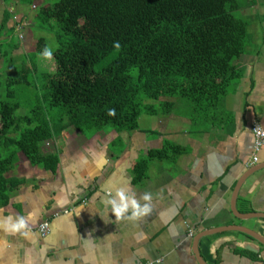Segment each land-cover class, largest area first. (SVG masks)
Listing matches in <instances>:
<instances>
[{"label":"crops","instance_id":"obj_1","mask_svg":"<svg viewBox=\"0 0 264 264\" xmlns=\"http://www.w3.org/2000/svg\"><path fill=\"white\" fill-rule=\"evenodd\" d=\"M237 64L243 76L198 127L174 113L154 136L69 127L45 144L59 153L56 173L21 156L13 173L27 182L0 207V264H264V243L236 229L264 239V217L253 216L264 214V145L252 160L253 125L264 127V40ZM117 140L126 146L115 152Z\"/></svg>","mask_w":264,"mask_h":264},{"label":"trees","instance_id":"obj_2","mask_svg":"<svg viewBox=\"0 0 264 264\" xmlns=\"http://www.w3.org/2000/svg\"><path fill=\"white\" fill-rule=\"evenodd\" d=\"M1 1L0 207L27 182L13 173L21 156L56 173L59 153L45 144L69 127L133 131L142 113L174 108L193 123L217 115L243 76L237 59L257 38L244 11L259 5L264 22V0H58L30 19V27L56 32L57 48L34 35L36 50L17 53L26 16L10 7L33 0ZM39 55L54 67L40 68ZM147 163L138 162L140 176Z\"/></svg>","mask_w":264,"mask_h":264},{"label":"rangeland","instance_id":"obj_3","mask_svg":"<svg viewBox=\"0 0 264 264\" xmlns=\"http://www.w3.org/2000/svg\"><path fill=\"white\" fill-rule=\"evenodd\" d=\"M56 1L58 0H33L32 4H29V3H24L22 5L15 4V3L11 4V7H10L11 11L16 13L17 15L25 13L24 15L26 16V18L22 20L21 24L17 26L18 31L15 32V38L17 39V37H20V39L22 40L20 49L17 51V53H21V52L28 53V52H32L36 50V45H37L36 39L37 38L34 35L45 36V38L47 39L48 48L51 49L52 51L57 48L58 41H57L55 31L49 32V31H46L45 29L35 28L33 26L30 27V23H31L30 19L34 17V15L39 11L40 8L45 5H50V4L52 5ZM4 4L5 2L2 3V1L0 0V18L2 17V10H3V7L5 6ZM261 9L262 8L259 5H255L244 11L245 15H249L251 17L250 19L251 26L249 30L255 37H257L256 39L258 40H264V22L262 23L261 21L262 17H259L258 15L255 14L257 13V11H260ZM42 56L43 55H39V58H42L44 61L40 60L39 61L40 66L39 65L38 66L40 68L46 67V68L52 69L54 67V63L52 59L49 56H43V57ZM148 102H151V101H148ZM29 109H30V106L27 105V101H24V106L21 107L22 113L28 112ZM174 112H175L174 114H176L177 117L179 116L183 117L182 115H180V110L178 108H174ZM183 113H185V111H183ZM166 115L164 114L154 115V114H149V113L144 112L141 114L140 119H139L140 126L143 129H146V128L152 129L154 131V134H153L154 136L155 134H157V131H156L157 129L161 130V121H162V118L167 117ZM183 120H184L183 124L188 125V127L190 126L189 124H191L192 126L194 125L193 126L194 128L196 126L198 127V123H191L192 121L189 119V117L186 116V113L183 117ZM124 142L125 141L120 142V140H117L112 146H110V148H112V150L115 152L121 151L126 146V143Z\"/></svg>","mask_w":264,"mask_h":264},{"label":"built area","instance_id":"obj_4","mask_svg":"<svg viewBox=\"0 0 264 264\" xmlns=\"http://www.w3.org/2000/svg\"><path fill=\"white\" fill-rule=\"evenodd\" d=\"M253 133L255 136V140H254V154L252 160L253 162H257L259 159L258 156L259 151L262 149L264 145V129L258 122H255L253 125ZM68 211H70V209L66 210V212ZM38 231L42 236H46L50 231L49 220L46 219L43 222H41L38 226Z\"/></svg>","mask_w":264,"mask_h":264},{"label":"water","instance_id":"obj_5","mask_svg":"<svg viewBox=\"0 0 264 264\" xmlns=\"http://www.w3.org/2000/svg\"><path fill=\"white\" fill-rule=\"evenodd\" d=\"M244 180H245V177L241 178L240 181H239V185H241V184L243 183ZM233 210L236 212V207H235V206H233ZM253 216L264 217V214L262 213V214L260 215V214H258V213H253ZM236 229H238V230H240V231H243L244 233H247V234H249V235H252V236L255 237L256 239H258L260 242L264 243V239H263L260 235H258L255 231H252V230H250V229H248V228H245V227H238V228H236ZM199 237H201V235L197 237L196 242H197V240L199 239Z\"/></svg>","mask_w":264,"mask_h":264},{"label":"bare ground","instance_id":"obj_6","mask_svg":"<svg viewBox=\"0 0 264 264\" xmlns=\"http://www.w3.org/2000/svg\"><path fill=\"white\" fill-rule=\"evenodd\" d=\"M263 127V126H262ZM264 128V127H263Z\"/></svg>","mask_w":264,"mask_h":264},{"label":"clouds","instance_id":"obj_7","mask_svg":"<svg viewBox=\"0 0 264 264\" xmlns=\"http://www.w3.org/2000/svg\"><path fill=\"white\" fill-rule=\"evenodd\" d=\"M147 198V197H146Z\"/></svg>","mask_w":264,"mask_h":264}]
</instances>
